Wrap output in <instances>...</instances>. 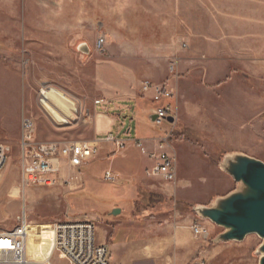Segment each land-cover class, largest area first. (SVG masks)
I'll return each instance as SVG.
<instances>
[{
  "label": "rangeland",
  "instance_id": "1",
  "mask_svg": "<svg viewBox=\"0 0 264 264\" xmlns=\"http://www.w3.org/2000/svg\"><path fill=\"white\" fill-rule=\"evenodd\" d=\"M143 81L173 92L158 104L170 105L173 123L149 121L156 105L142 94ZM48 88L58 108L48 105L53 117L40 102ZM108 92L139 104L105 105ZM96 102L102 103L94 111ZM109 108L122 119L102 137L164 142L176 162L174 183L147 178L148 161L134 149L112 162L116 183L105 181L103 172L123 149L98 152L64 185L21 184L24 118L37 141L88 142L92 116ZM0 144L7 156L0 229L15 228L25 214L29 263L48 259L42 230L90 221L111 264H259L260 237L222 242L224 229L194 210L240 189L225 172L230 159L264 163V0H0ZM193 225L207 228L208 238L196 237ZM47 264L64 263L53 257Z\"/></svg>",
  "mask_w": 264,
  "mask_h": 264
},
{
  "label": "built area",
  "instance_id": "2",
  "mask_svg": "<svg viewBox=\"0 0 264 264\" xmlns=\"http://www.w3.org/2000/svg\"><path fill=\"white\" fill-rule=\"evenodd\" d=\"M104 44L105 38L100 36L96 41V49L102 50ZM141 92L148 95L156 105L150 110V116L156 117L155 124L160 125L166 122L167 117L172 116L170 105H158L173 96V92L165 85L143 81ZM99 103L102 102H96ZM102 141L111 144L117 152L125 147V141L117 139L112 134L105 136ZM98 143L99 141H37L32 120L24 118L21 122L19 140L21 184L26 188H50L66 184L67 181L62 179L64 168L78 169L90 163L98 155ZM133 144L143 156L152 161V165L145 170L147 178L166 183L176 181L175 158L164 151V142H157L153 150H149L142 140H136ZM6 160L5 147L0 144V173ZM104 180L115 183L116 176L106 171ZM49 229L51 247L47 263L54 257L64 264H111L109 248L96 241L95 226L92 222H57L50 225ZM191 229L198 238L206 239L209 236L208 229L203 226L193 225ZM27 236L28 224L25 214L18 218V225L15 228L0 229V244L8 245L0 247V264H29L25 252Z\"/></svg>",
  "mask_w": 264,
  "mask_h": 264
},
{
  "label": "water",
  "instance_id": "3",
  "mask_svg": "<svg viewBox=\"0 0 264 264\" xmlns=\"http://www.w3.org/2000/svg\"><path fill=\"white\" fill-rule=\"evenodd\" d=\"M78 49L88 53L86 45H81ZM51 90L48 88L43 91L40 102L52 116L53 113L48 105L55 109L57 107H54L53 101L48 97V92ZM75 112L77 110L74 104L73 113ZM67 118L71 119L72 115ZM55 120L62 124L68 123V120ZM149 120L154 123L156 117L151 115ZM166 121L173 123L174 118L167 117ZM224 169L236 183L241 185L240 189L220 198L211 207L196 208L194 211L200 217L224 229L218 238L222 242L242 241L246 236L253 234L264 241V163L244 155H237L227 162ZM118 213V209L112 211L114 216ZM260 252L262 257L259 264H264V242Z\"/></svg>",
  "mask_w": 264,
  "mask_h": 264
},
{
  "label": "crops",
  "instance_id": "4",
  "mask_svg": "<svg viewBox=\"0 0 264 264\" xmlns=\"http://www.w3.org/2000/svg\"><path fill=\"white\" fill-rule=\"evenodd\" d=\"M107 84V83H106ZM41 93V92H40ZM108 96H110L109 98V101H106L104 104H108V105H111L113 103H115L116 101L118 100H122V101H128V102H134L136 104H139V102H136V101H133V100H123V99H115L114 98V95H112L111 92H108L107 93ZM112 97V98H111ZM104 101V100H103ZM104 104H101L104 106ZM100 105V104H99ZM97 104H94V111H95V108L97 106H99ZM115 107V111H118L120 112L121 114L124 112V107L123 106H118V105H114ZM140 107V106H138ZM152 109V108H151ZM150 109V110H151ZM150 110L147 111V115H148V119H149V116H150ZM106 111V112H105ZM110 108L109 109H105L103 112L104 113H96L95 112V115L92 116L91 118V122H92V128H93V133H94V138L91 140V141H88V142H96V141H99L98 143V146H99V154L102 153V154H105V155H110V154H113L115 152V148L111 145V144H108V143H105L102 141V139L104 137H102V135H104L106 132L110 131V128H111V125L115 122L116 118L117 119H122V115L120 114H111L110 112ZM150 121V120H149ZM151 122V121H150ZM166 123H168L166 121ZM157 125V124H156ZM129 132V130L127 131V133ZM110 134V133H109ZM35 138H36V134H35ZM154 138V136H146V137H141V138H137V140H142L144 141L145 143V146L149 149V150H153L155 148L154 145L151 144V139ZM37 140V138H36ZM52 141V140H50ZM136 141V140H134ZM134 141H131L129 143H127L125 141V148H124V151L123 152H120L118 156L114 157L110 163V167L108 168L109 170H105L103 172V178H104V173L106 171H114L112 170L111 166H112V162L116 161L117 159H120V160H124V159H127V153L131 150V149H134V150H138L133 142ZM40 142H43V141H40ZM167 154H171L170 150L166 151L164 150ZM145 157V156H144ZM145 159L148 161V165L145 167L144 169V172L147 168H149L151 165H152V161H150L147 157H145ZM88 165V164H87ZM86 166V165H85ZM82 168H78V169H73V168H69V167H65L63 172H62V179L63 181H67V183L69 182V180H71L70 178H72L74 175L75 176H80V173L82 172ZM135 168V167H134ZM135 169H133V173H134ZM136 172V171H135ZM135 176V173L133 175H131V177H134ZM118 182V181H117ZM116 183V182H115ZM64 185V184H63ZM50 228V227H49ZM36 230H41V228H35ZM186 228H183V230H185ZM42 233H45V237H46V244H47V249L45 251V255L48 256L49 258V254H50V247H51V235H50V230L49 232H45V231H41ZM184 231H180L178 234H183ZM26 252V251H25ZM48 261V259H47ZM47 261L44 262V264L46 263L47 264ZM28 262V261H27ZM29 263V262H28ZM29 264H34V263H29Z\"/></svg>",
  "mask_w": 264,
  "mask_h": 264
},
{
  "label": "snow or ice",
  "instance_id": "5",
  "mask_svg": "<svg viewBox=\"0 0 264 264\" xmlns=\"http://www.w3.org/2000/svg\"><path fill=\"white\" fill-rule=\"evenodd\" d=\"M0 247H8L7 244H0Z\"/></svg>",
  "mask_w": 264,
  "mask_h": 264
},
{
  "label": "bare ground",
  "instance_id": "6",
  "mask_svg": "<svg viewBox=\"0 0 264 264\" xmlns=\"http://www.w3.org/2000/svg\"><path fill=\"white\" fill-rule=\"evenodd\" d=\"M43 93V92H42ZM57 95V94H56ZM66 108V107H65ZM55 114V113H54Z\"/></svg>",
  "mask_w": 264,
  "mask_h": 264
}]
</instances>
